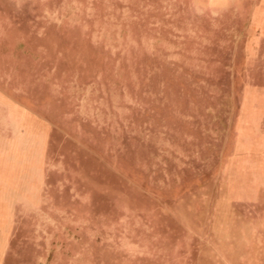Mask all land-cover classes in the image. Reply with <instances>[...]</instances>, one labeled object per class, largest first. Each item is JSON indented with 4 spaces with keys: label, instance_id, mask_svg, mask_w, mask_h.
I'll return each mask as SVG.
<instances>
[{
    "label": "rangeland",
    "instance_id": "rangeland-1",
    "mask_svg": "<svg viewBox=\"0 0 264 264\" xmlns=\"http://www.w3.org/2000/svg\"><path fill=\"white\" fill-rule=\"evenodd\" d=\"M0 264H264V0H0Z\"/></svg>",
    "mask_w": 264,
    "mask_h": 264
}]
</instances>
